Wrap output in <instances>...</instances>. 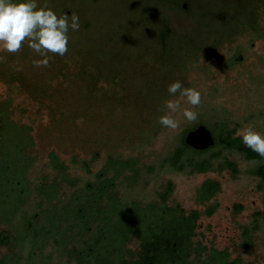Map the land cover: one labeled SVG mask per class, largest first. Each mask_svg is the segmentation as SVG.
I'll use <instances>...</instances> for the list:
<instances>
[{
	"label": "rangeland",
	"instance_id": "1",
	"mask_svg": "<svg viewBox=\"0 0 264 264\" xmlns=\"http://www.w3.org/2000/svg\"><path fill=\"white\" fill-rule=\"evenodd\" d=\"M239 1L234 7L227 0H38L57 16L76 14L80 28L69 30L67 53L49 54L47 67L34 66L42 57L27 43L26 54L25 46L16 54L0 51V100L12 98L10 119L29 126L33 137L30 181L53 179L51 151L79 184L94 181L109 155L139 157L137 183L127 187L124 178L117 181L123 202L143 207L157 200L170 182L166 204L202 213L194 240L227 249L231 259L264 264V181L253 172L264 166V157L247 160L223 148L220 163L224 157L231 168L190 172L163 164L182 132L199 124L212 132L222 126L233 129V136L248 127L264 135V10L262 31L251 37L243 30L249 24L250 2ZM239 48L244 59L229 63ZM176 81L198 90L202 103L193 109L198 113L195 122L182 121L173 131L158 119L164 115V102L178 98L167 91ZM16 126L7 127L3 149L20 139ZM20 140L27 142L26 137ZM81 160H91L89 172ZM218 160L212 159L214 165ZM207 179L218 181L220 190L197 203V189ZM63 186L65 194L59 198L65 200L74 187ZM40 199L33 192L25 206L32 209ZM245 226L254 228L250 249L244 244ZM138 247L137 239L128 241L129 259ZM107 259L100 255L102 262Z\"/></svg>",
	"mask_w": 264,
	"mask_h": 264
},
{
	"label": "trees",
	"instance_id": "2",
	"mask_svg": "<svg viewBox=\"0 0 264 264\" xmlns=\"http://www.w3.org/2000/svg\"><path fill=\"white\" fill-rule=\"evenodd\" d=\"M12 98L0 100V222L9 223L12 212L20 219L19 225L31 229V233L39 235L59 233L62 228L75 226L79 234L93 231L95 235L94 254L98 264H109L119 256L120 264H172L173 242L176 245L185 243L186 233H189L187 218L182 210L166 204L171 191L168 182L164 191L158 193V199L141 207L137 202H123L118 195L117 181L124 178L127 187L134 186L141 178L139 157L122 158L109 155L105 166L94 174V181L78 183L76 177H71L68 166L53 151L48 155L49 163L56 171L51 181L43 176L32 182L28 177L33 158L28 148L33 145L30 127L10 119L12 113ZM16 124L18 139L26 137L27 142L20 139L12 143L9 149H3L1 142L5 138L6 129ZM204 125V124H203ZM207 127V126H206ZM208 128V127H207ZM219 128L212 133L214 142L206 149L198 150L184 142L185 131L178 138L175 149L168 154L163 164L172 170L188 169L190 172H205L209 170L231 168L232 163L220 155L222 149H233L241 153L247 160L260 161L257 153L246 147L240 136H233L234 130ZM219 159L214 165L212 159ZM95 159V155L93 156ZM90 161L81 160V167L90 171ZM151 169V168H150ZM127 174L124 175V171ZM253 172L264 181V167L258 166ZM65 184L74 189L68 193L65 200L59 197L65 194ZM220 186L214 179L205 180L197 189V200L204 202L211 199ZM36 192L40 200L32 209L26 207L31 194ZM212 209L208 212L211 213ZM194 212L193 219L196 217ZM171 227V229H170ZM62 229V230H61ZM64 232V231H63ZM137 239L141 251L134 261L121 258V250L131 239ZM129 255L131 250H127ZM223 254V253H222ZM100 255L107 256L102 262ZM225 256V253H224ZM221 264L228 263L226 258H220ZM110 264H112L110 262ZM114 264V263H113Z\"/></svg>",
	"mask_w": 264,
	"mask_h": 264
},
{
	"label": "flooded vegetation",
	"instance_id": "3",
	"mask_svg": "<svg viewBox=\"0 0 264 264\" xmlns=\"http://www.w3.org/2000/svg\"><path fill=\"white\" fill-rule=\"evenodd\" d=\"M228 2H232L234 7H236L237 2L240 3L239 0H227V3ZM249 2L252 12H250L249 24L244 26L243 30L248 32L252 37L256 36L257 32L259 33V31H262L261 27H263V22L261 20L262 18H260V11L264 10V0H249ZM221 9L225 10V8ZM166 30H168V28ZM253 44L254 43L251 42V45ZM24 46L25 49L22 52L26 54L28 49L26 45ZM244 57V53L239 48L232 59H230L229 63L234 64L237 61L242 62ZM207 201L199 202L196 195L197 203L202 204ZM177 207L182 210L184 216L187 218L189 233L187 235V228H184V233L186 234L185 243L176 245V242H173V245L176 247L172 249V264H221L220 258L222 257L226 258L228 263L251 264L249 262H243L240 257L231 259L227 249L220 250L215 247L208 248L201 241L194 240L198 227L197 223L202 213L197 209H191L185 212L180 206L177 205ZM236 208L241 210V205L237 204ZM208 211L209 210H207L206 213L211 214ZM194 212L197 215L195 219H193ZM19 223L20 219L16 212L11 213L8 224L0 222V264H98L97 257L94 254V230L85 232L83 236H81L78 228L71 225L62 228L63 230L61 229L62 231H59V233L47 234L43 231L39 235H34L31 233V229L22 227ZM252 230H254L252 227H242V233L245 239L244 244L249 249L252 248V240L249 235ZM137 242L139 247L134 257L131 259L132 261L138 258L137 253L141 251L140 243L138 240ZM127 243L121 250V258L125 260H128L130 256L127 253ZM110 262L112 264H120L121 259L117 256L113 262Z\"/></svg>",
	"mask_w": 264,
	"mask_h": 264
},
{
	"label": "clouds",
	"instance_id": "4",
	"mask_svg": "<svg viewBox=\"0 0 264 264\" xmlns=\"http://www.w3.org/2000/svg\"><path fill=\"white\" fill-rule=\"evenodd\" d=\"M79 17L72 14L60 15L46 6H39L38 0H0V51L16 54L27 43L34 54L42 59L34 61L35 67H47L50 56H64L68 51V32L78 31ZM170 99L164 102V115L158 123L169 130L180 128L182 121L195 122L198 113L193 109L202 103L201 93L194 88H185L181 82L171 83L167 89ZM187 104L191 107H184ZM182 118V119H181ZM243 144L264 157V135L251 127L239 133Z\"/></svg>",
	"mask_w": 264,
	"mask_h": 264
},
{
	"label": "water",
	"instance_id": "5",
	"mask_svg": "<svg viewBox=\"0 0 264 264\" xmlns=\"http://www.w3.org/2000/svg\"><path fill=\"white\" fill-rule=\"evenodd\" d=\"M184 142L198 150H203L211 146L214 142V137L210 130L203 124L189 129L184 135Z\"/></svg>",
	"mask_w": 264,
	"mask_h": 264
}]
</instances>
